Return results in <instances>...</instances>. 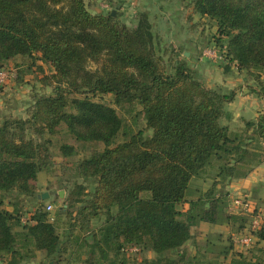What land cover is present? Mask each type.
I'll return each mask as SVG.
<instances>
[{"label": "trees", "instance_id": "obj_1", "mask_svg": "<svg viewBox=\"0 0 264 264\" xmlns=\"http://www.w3.org/2000/svg\"><path fill=\"white\" fill-rule=\"evenodd\" d=\"M192 4L216 22L217 43L238 70H264V0ZM155 39L147 12L131 28L112 10L92 13L85 0H0V67L18 55L36 54L53 67L41 78L51 92L26 100L25 116L0 114V257L10 264L32 260L39 251L54 264H72L67 253L74 243L76 257L82 248L88 252L83 264H126V244H143L157 254L139 264H186L182 247L201 221L231 223L237 231L250 222L257 208L228 212V192L218 188L263 161L264 112L235 129L228 104L236 91L204 84L186 56L165 67ZM91 61L98 64L94 70L88 68ZM105 94L117 104H140L152 134L139 130L116 143L119 134L128 133L127 124L115 107L95 100ZM258 94L264 98V91ZM63 124L76 140L105 147L73 168L82 182L58 211L68 223L61 234L58 218L51 221L50 211L40 207L35 183L55 167L43 153L45 135ZM62 149L68 154L74 146ZM201 177L210 186L189 198L192 181ZM14 191L39 205L26 222L21 198L10 199L11 210L3 206ZM95 219L102 220L96 228ZM263 226L257 241L264 238ZM106 250L113 251L114 262L101 259ZM228 264H264V251L252 257L237 252Z\"/></svg>", "mask_w": 264, "mask_h": 264}, {"label": "rangeland", "instance_id": "obj_2", "mask_svg": "<svg viewBox=\"0 0 264 264\" xmlns=\"http://www.w3.org/2000/svg\"><path fill=\"white\" fill-rule=\"evenodd\" d=\"M85 3L88 10L92 13H106L110 10H114V15H118L119 21L127 24L131 28L136 26L138 16L141 12L149 13L156 35L154 47L157 55L163 58L165 67L174 65L177 60L185 56L186 51L190 52L186 57L189 58L188 61L192 67L198 64L201 65L202 63V68H209V72H211L212 69H214V71H217V69H226L227 66L231 67L234 65L236 67V63H231L226 58L225 51H223L217 43L218 31L216 22L208 16L195 12L192 0H85ZM97 66L98 64L92 61L88 63V68L92 70ZM1 67H5L11 73L8 82L0 87V99L3 100V104H0V114L12 112L16 116H21L23 111H26L27 108L22 111H11L10 106L19 104L21 100L25 102L26 100H32L34 93L51 92L50 87L45 88V86H43L41 78L43 75L53 71V67L49 63L43 62L40 59V55L36 54V57L19 55L16 58L4 61ZM235 67L231 70L235 74V79L231 80L228 86L233 87V90L237 91L236 93L239 99H245L248 95L253 98V106L249 116H254L253 114L264 110V102L258 101L264 99L263 95L258 94V92L262 93L264 91V70L260 73L251 70L239 74L238 68ZM201 73H204V71L202 70ZM201 73L198 74L197 71V76L204 84H212L217 81L215 78L211 81L204 80ZM257 75H259V77ZM228 86H226V89ZM218 88L220 87L218 86ZM220 89L225 90L223 88ZM95 100L105 102L115 107L127 124L128 133L119 134L116 143L129 139L133 132L139 130H142L145 135L152 134V129L146 126V118L140 104H117L114 102L112 94H105L101 97L98 96ZM22 106H26V104H22ZM237 124L238 122H232V126L235 129L240 127L239 124ZM45 136L49 141L48 143H44L42 147V149H44L43 153L53 158L55 167L51 171H43L39 174L38 180L35 183L36 197H39L43 192H48L50 194L45 200L40 198V200L43 201L40 207L43 210H48V205H52L50 217H53L54 221H51L56 222L55 220L58 218V231L63 234L68 223L63 216H57L59 214L58 211L62 207H66L64 199H66L68 193L74 188L75 184L77 182H82L81 178L74 177L73 168L80 160L89 157L94 149H103L105 144L103 142L76 140L68 132L64 124L61 125L56 134H46ZM65 144L74 146L72 153L67 154L63 151L62 146ZM203 180V177H201L192 181L189 190V198L198 197L201 191L203 192L210 186V180L207 182ZM226 186H220L218 192L221 194H226L228 192L225 195L224 201V208L227 210L230 196L238 194L239 192L243 193V191L239 189V192L235 193L233 190L230 191ZM93 187L94 184L89 182L88 188L92 190ZM60 190H65L63 198L59 196ZM11 198L22 199L21 216H23L24 219L30 217L39 206L35 202L34 197L20 195L18 191H14L4 197L3 206L10 210L13 209V206L9 203ZM253 198V196H249L253 208L256 207L257 210H259L260 207L264 208V204L260 202L256 205V200ZM262 211L264 212V210ZM101 221V219L94 220L95 228ZM236 226L238 227V225ZM237 227L227 232H220L221 230L217 226L193 228L192 238L182 247V250L185 251L186 254L187 263L228 264L231 257L235 253L240 252L237 251L234 246V237L239 233ZM258 237V241H256L251 248L243 251V254L249 257L263 254L264 238ZM75 246V243L72 244L67 255L68 257L71 256L72 264H83L89 256L88 252L82 248L81 255L76 257L77 253H74V255L72 254V250H74ZM136 247L138 250H134ZM96 252L97 256L100 257V253L98 251ZM122 253V256L126 259V264H139L144 259H154L157 257L154 251L143 244H126ZM173 255H177V252L173 251ZM101 259L106 263L114 262L115 257L113 251L106 250V255ZM37 261H39V264H54L53 260L47 257L45 252L42 251L38 252L36 258L23 261L21 264H35ZM0 264H10L9 258L7 256L0 257ZM62 264H65V261H63Z\"/></svg>", "mask_w": 264, "mask_h": 264}, {"label": "crops", "instance_id": "obj_3", "mask_svg": "<svg viewBox=\"0 0 264 264\" xmlns=\"http://www.w3.org/2000/svg\"><path fill=\"white\" fill-rule=\"evenodd\" d=\"M193 67L197 69L198 74H200L202 70L204 71V73H201V75H203L204 80L211 81L214 78L217 80L216 82L212 84L206 83L207 86L213 87V88H218L219 86L220 88H223L225 90H233V87L228 86V84L231 83V80L235 79V74L231 71L232 69H234L235 67L234 65L231 67L229 66L226 69H219V70L217 69V71L216 70L214 71V69H212L211 72H209L210 71L209 68H202V63L201 65L198 64V65H194ZM243 72L244 71L238 70L239 74L240 73L242 74ZM226 86H228L227 89H226ZM258 101L264 102V99H261ZM24 103L25 101L21 100L19 101V104H15L13 106L11 105L10 110L11 111L13 110L22 111L26 109V106H22V104ZM0 104L1 105L3 104V100L1 99H0ZM252 106H253V98H251L249 95L245 99H239L237 95L235 100L228 104V109L231 111L233 115L232 122H238L239 126L242 127L245 120L255 119L261 112H264V110H262L256 114H253L254 116H249V113L252 110ZM25 115H26V111H23L21 116H25ZM226 187L229 188L230 191L233 190L235 193L239 192L238 190L240 189L244 193H246L248 196L250 197L253 196L254 197L253 199L256 200V203H255L256 205H258L259 202L264 204V159L257 166H255L254 169L251 172H249L245 177L232 180L229 184H227ZM260 210H264V208L260 207ZM210 226L219 227L221 230L220 232L231 231L233 228L231 226V223L230 224L228 223L219 224V223H210L206 221H201L200 223L195 225L193 228H203V227H210ZM38 262L39 261H37V263L35 262V264H39Z\"/></svg>", "mask_w": 264, "mask_h": 264}, {"label": "built area", "instance_id": "obj_4", "mask_svg": "<svg viewBox=\"0 0 264 264\" xmlns=\"http://www.w3.org/2000/svg\"><path fill=\"white\" fill-rule=\"evenodd\" d=\"M8 69L5 67H0V87L4 86L10 77ZM52 205H48V210L51 211ZM253 210L252 204L250 202L249 196L246 193H238L230 196L229 203L227 205V211L232 213H248ZM50 217V220H53ZM26 222L27 219L23 218ZM264 222V212L262 210H257L246 225L245 228L239 231L234 237V246L237 251L243 252L251 248L257 241L256 232H258ZM134 250H138L136 247Z\"/></svg>", "mask_w": 264, "mask_h": 264}, {"label": "water", "instance_id": "obj_5", "mask_svg": "<svg viewBox=\"0 0 264 264\" xmlns=\"http://www.w3.org/2000/svg\"><path fill=\"white\" fill-rule=\"evenodd\" d=\"M113 14H115L114 10H113ZM189 53H190L189 51H186V52H185V56H188ZM64 193H65V190H60V191H59V196H60L61 198H63V197H64ZM49 196H50V194H49L48 192H43L39 197L45 200V199H47ZM66 206H67V205H66ZM186 264H189V263H186Z\"/></svg>", "mask_w": 264, "mask_h": 264}]
</instances>
